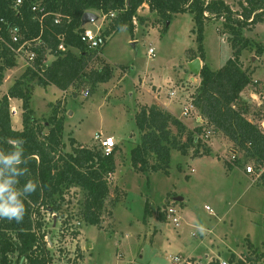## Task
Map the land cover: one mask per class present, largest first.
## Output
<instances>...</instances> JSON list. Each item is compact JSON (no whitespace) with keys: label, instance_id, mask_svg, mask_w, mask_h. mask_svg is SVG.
Wrapping results in <instances>:
<instances>
[{"label":"rangeland","instance_id":"obj_1","mask_svg":"<svg viewBox=\"0 0 264 264\" xmlns=\"http://www.w3.org/2000/svg\"><path fill=\"white\" fill-rule=\"evenodd\" d=\"M224 1L237 8L235 0ZM95 12L99 14L98 19L85 25L94 31L110 21V17H105L103 22L102 14ZM135 20L137 29L133 34L123 27L109 36L99 48L101 58L99 54L93 56L89 67H98L104 61L114 68L124 65L127 71L123 84L145 79L151 93L156 85L154 92L159 91L171 100H188V86L182 88L177 83L184 81L189 87L194 85L186 62L187 54L196 55L192 15L188 12L174 14L164 31L162 22H158V26L152 25L157 23L155 20ZM244 35L250 40V48L242 54L244 66L256 68L253 73L256 84L264 91V23L244 30ZM258 43L263 45L260 53L256 49ZM150 47L154 56L148 54ZM203 47L207 64L213 70L228 58L230 47L227 34L221 32V20L205 22ZM53 58L51 53L45 55L46 62ZM26 68L24 60L17 58V64L5 70L0 96ZM112 77L89 97L80 93L89 85L79 84L70 91L79 92L77 96H69L66 102L63 150L71 152V137L93 147L96 146L94 134L110 135L118 142L113 151L118 167L115 175H107L110 192L99 225L83 221L80 212L84 193L78 187L66 188L61 197H55L59 203L57 210L40 208L41 217L47 218L41 232L46 235L44 240L52 257L51 264H173L169 254L195 255L202 261L214 255L223 259L233 255V260L244 258L249 264H264V187L258 180L260 171L254 169L252 174L245 171L248 164L254 168L253 160L222 133L207 127L208 136L200 140L210 148L209 155L192 157V148L187 155L171 149L168 174L136 171L129 162L130 147L140 138L134 112L138 103L155 102L125 91L106 97L103 90L115 82ZM252 90L257 92L253 86ZM52 92L50 85H36L33 89L30 105L41 121L51 112L46 102L52 99ZM122 94L126 97L120 98ZM182 105L183 102L176 103L181 118L195 126L193 116L182 114ZM263 107V102H249L246 117L259 123L264 118ZM10 113L14 125L18 120L14 101L10 102ZM232 154L234 160L229 161ZM177 196L183 200L172 203L180 215L176 226L165 212L164 220L158 219V213L163 212L166 200ZM145 203L150 215L143 222ZM52 212L55 215L52 216ZM197 225L205 226V234L197 231Z\"/></svg>","mask_w":264,"mask_h":264},{"label":"trees","instance_id":"obj_2","mask_svg":"<svg viewBox=\"0 0 264 264\" xmlns=\"http://www.w3.org/2000/svg\"><path fill=\"white\" fill-rule=\"evenodd\" d=\"M35 2L48 12L43 18V25L37 19L42 12L36 16L31 10ZM235 2L236 9L224 0H22L18 6L15 0H0V37L7 39V28L14 24L19 26L23 39L40 36L54 55L47 63L44 61L45 49L38 48L34 60L36 70L27 67L0 96V149L9 150V140L23 141L29 174L19 178L18 187H22L28 179L37 182L36 191L22 197L26 209L23 221L0 220V264L51 262L45 234L41 232L44 222L40 208L57 210L59 203L55 197H61L66 188L74 186L83 191L80 213L85 223L99 225L101 222L105 200L110 192L107 175L115 170L113 153L103 155L96 146H80L72 137L71 152L64 151L62 136L66 109L61 100L49 104L51 112L42 121L30 106L34 84H52L66 90L86 83L94 89L97 83L112 77L114 69L106 62L98 67H89L94 51L88 49L79 36L81 16L85 11L114 12L102 30L106 38L123 27L132 34L133 18L143 20L137 14L143 4L156 13L155 22H162L163 31L174 14L188 12L194 21L197 43L196 55L192 57L198 56L201 60L204 59V24L210 19L221 20V32L227 34L230 56L214 70L203 63L198 75L199 83L191 94L202 123L190 129L166 108L156 103H138L133 118L140 138L129 151L130 165L141 173L162 171L168 174L171 149L187 155L192 148V157L209 155L211 150L200 137L207 127H211L253 160L255 171H260L259 183L264 187V132L260 122L246 117L248 103L240 96L244 88L253 86L263 97L264 104V91L258 89L257 80L252 76L256 68L244 66L242 60L243 51L250 48V40L244 35V30L264 23V0ZM55 13L68 16L69 22L63 19L60 23H53ZM58 34L64 35L66 50H55L59 42ZM261 45L258 43L256 48L258 53L263 51ZM0 60L1 86L5 70L16 65L12 52L1 41ZM120 68L123 70L126 67L121 65ZM10 98L21 101V129L12 127ZM263 113L264 107L261 115ZM149 213L145 203L143 222ZM158 219H165L163 212L158 213ZM228 259L233 261V255ZM237 263L245 264L241 260ZM208 264H217V259Z\"/></svg>","mask_w":264,"mask_h":264},{"label":"built area","instance_id":"obj_3","mask_svg":"<svg viewBox=\"0 0 264 264\" xmlns=\"http://www.w3.org/2000/svg\"><path fill=\"white\" fill-rule=\"evenodd\" d=\"M21 2L22 0H15V5L18 6ZM31 10L36 13V16L38 12H42V14L37 16V19L39 23L43 25V18L44 16L48 14V12H44V7L39 2L33 3L31 5ZM112 16H114V12L101 15L103 22H104L105 17L111 18ZM98 17H99V14H98ZM63 19H65L64 20L65 22H69L68 16H64L59 13L53 14V23H56V24L60 23L63 21ZM91 22H95V21H91ZM133 23H135V18H133ZM104 24H100L95 31L93 29L86 28L85 27L86 24L85 25L80 24V27H82V30L79 32L80 39L87 45L88 49L94 51L93 56H96L99 54V48L104 44L106 40V36L102 34V30L104 29ZM7 32H8V38L5 39L3 37H0V41L3 42V44L12 52V56L14 59L20 58L21 60H24L27 67H30L36 70V66L34 65V60L37 57L38 48L45 49V53H43L44 55H46L47 53H51V48L47 47L48 46L47 43L42 38H40V36L31 38V39H23L21 30L19 26L17 25H14V24L9 25L7 28ZM57 38L59 42L55 50H66L67 47L64 44V35L58 34ZM148 54L150 56H154L153 48L151 47L149 48ZM44 61L46 62V59ZM82 93H83V96L86 97L89 94V90L85 89L82 91ZM259 97L261 98L260 95ZM194 110L196 109L192 103V98L189 97L187 102L185 101V103L183 104L182 114L184 116L191 115L194 112ZM260 127H261V130L264 132V118L260 121ZM207 136H208V131H206L205 134H203L201 138H205ZM93 139H94V143L97 149H99L103 155L112 154L114 151V148L117 145L115 139L112 136H103L101 133L94 134ZM228 160L229 161L234 160V154H232V157ZM245 171L248 174H252L254 173V168L252 165L248 164L245 166ZM108 175H110V173ZM166 201L167 202L165 203L167 204L164 208H162V211L163 213L165 212L167 215V218L171 220V222L174 223V225L177 226L179 224L180 215L178 214L175 207L172 205V203L174 202V199L171 198ZM207 208L209 207L207 206ZM53 215H55V212L54 213L52 212V216ZM41 219L42 221L47 220V218L44 216L41 217ZM44 237H46V235ZM169 260L173 264H208V262L211 261L212 259L202 261L201 258L184 257L178 254H171V255L169 254ZM238 260L243 261L245 264H249L244 258H240V259L233 260V261H230L229 259L217 258V264H239L237 263ZM48 264H51V262Z\"/></svg>","mask_w":264,"mask_h":264},{"label":"crops","instance_id":"obj_4","mask_svg":"<svg viewBox=\"0 0 264 264\" xmlns=\"http://www.w3.org/2000/svg\"><path fill=\"white\" fill-rule=\"evenodd\" d=\"M137 14L139 15V16H141L142 18H143V22L145 21V22H148V20L147 19H149V20H155L156 18H157V15H156V13L155 12H152V11H149V9H148V5L147 4H143L142 5V7H140L138 10H137ZM140 21V20H139ZM152 21L150 22L151 24H152ZM136 20H135V23H133L134 24V29H133V31L134 30H136L137 29V26H136ZM108 25V24H107ZM152 25H158L159 26V23L157 22L156 24H152ZM120 30V29H119ZM118 30V31H119ZM118 31H116V32H118ZM116 32H114L113 34H111L110 36H112V35H114ZM132 34H133V32H132ZM109 37V36H108ZM107 37V38H108ZM106 38V39H107ZM205 53V52H204ZM100 55H101V53H99V57H100ZM195 54H194V52H192V53H189V54H187V58H186V62L188 63L189 61H191L192 59H194V58H196V57H198V56H195V57H192V56H194ZM230 56V55H229ZM228 56V57H229ZM101 58V57H100ZM198 58H200V57H198ZM103 60V59H102ZM242 60H243V58H242ZM104 61V60H103ZM200 61H201V64H203V63H206L207 64V61H206V54H204V59H203V61L200 59ZM16 64H17V59H16ZM48 62H50L49 60H48ZM47 62V63H48ZM105 62V61H104ZM107 63V62H106ZM109 64V63H108ZM110 65V64H109ZM208 65V64H207ZM113 67V66H112ZM188 67V66H187ZM209 67V66H208ZM113 77L112 78H115V82H113V84L111 85V86H109V87H107V88H104V90H103V94L106 96V97H109V95H110V93H112L113 95H118L119 93H124V91H125V93L127 94V93H132L133 95H135V96H140L141 98H144V100H146L147 102H155L156 104H158V105H160V106H162V107H164V108H166L167 110H169L174 116H176L178 119H180L188 128H190V129H192V128H194L196 125H199V124H201L202 123V118H201V116L199 115V113H198V111L197 110H194V112L192 113V115H190V116H193L194 118H195V121H196V124H195V126L194 125H189L188 123H186V121L185 120H183L181 117H182V115H181V112L178 110V107H176V103L178 102L179 104H181V102H183V104L185 103V101H187V100H181V99H179V100H171L169 97H165L164 95H161L160 93H159V91H156V92H154L155 90H156V88H155V86L156 85H153V92L151 93L150 92V90H149V88H146V80L145 79H138V80H133V81H128V82H126L125 84H123V81H124V76H125V74H126V71H127V69L125 68V69H121L120 68V66L118 67V68H114L113 67ZM121 73H120V72ZM191 74V76L189 77V79H190V81H193L194 82V85L193 86H191V87H189V85L186 83V82H184V81H180L179 83H177V84H180L181 86H182V88H184V86H188L186 89H187V93L189 94V97H191V94H192V92L194 91V89H195V87L198 85V83H199V76H195L192 72L190 73ZM253 76V79L254 80H256L255 78H254V74L252 75ZM172 80H170V79H168V82H171ZM104 82H106V81H104ZM104 82H99V83H97L96 84V86L94 87V89H97L98 87H100V84L101 83H104ZM13 83V82H12ZM36 85H38V84H34L33 85V89H34V87L36 86ZM48 85H50V86H52L53 87V92H52V99L51 100H49V101H47L46 102V107L49 109V104L50 103H54L55 101H57V100H61V103L64 105V107H66V102H67V99H68V97L69 96H77V94L79 93V92H70L73 88L72 87H70V88H68V89H66V90H61V89H59V88H57L56 86H54V85H52V84H48ZM47 86V85H46ZM46 86H43V87H46ZM137 87V89L136 88H134V87ZM10 87V86H9ZM86 89H88L89 90V94H88V96H86V97H89L90 95H91V93L93 92V90L94 89H90V87H88V88H86ZM122 89V90H121ZM85 90V89H84ZM7 91V90H6ZM6 91H4L3 93H5ZM82 91L83 90H81L80 91V93L83 95V93H82ZM32 93H33V90H32ZM240 96H241V99L242 100H244V101H246V102H250V103H253L254 101H258L259 103H261L263 100L259 97V94L257 93V92H255V91H253L252 90V87L251 86H248V87H246V88H244L242 91H241V93H240ZM31 97H32V94H31ZM125 98L126 96H125V94H122V96L120 97V98ZM148 98H150V99H152V100H149ZM10 100V102L12 101H14L15 102V104H16V106H17V108H18V113L16 114L17 116H18V120H16V122H15V124L13 125V121H12V127L14 128V129H21V127H22V124H21V101H20V99H18V98H10L9 99ZM30 102H31V98H30ZM31 106V105H30ZM183 106V105H182ZM183 108V107H182ZM66 109V108H65ZM194 114V115H193ZM188 116V115H187ZM37 117V116H36ZM110 136V135H109ZM116 141V140H115ZM93 143V142H92ZM117 143V145H118V142H116ZM135 143H137V142H133L132 143V146H134L135 145ZM76 144H78V145H80V146H86V147H89L88 146V144H85V145H83L82 143H79V142H77L76 141ZM89 144H91V143H89ZM116 145V146H117ZM131 146V147H132ZM130 147V148H131ZM129 162H130V160H129ZM117 167H118V161H117V158L115 159V170H114V172H112V173H110V176L111 175H115V173H116V171H117ZM112 177H114V176H112ZM183 200V199H182ZM181 200V201H182ZM81 231V230H80ZM82 236V234H80L79 235V238ZM89 246L91 245L90 243L88 244ZM231 252H233V253H235V254H237L236 252H234V251H231ZM188 257H193V258H199V257H197V256H195V255H191V256H188ZM217 258H220L218 255H214L213 257H209L207 260H210V259H217ZM226 259H228V258H226Z\"/></svg>","mask_w":264,"mask_h":264},{"label":"clouds","instance_id":"obj_5","mask_svg":"<svg viewBox=\"0 0 264 264\" xmlns=\"http://www.w3.org/2000/svg\"><path fill=\"white\" fill-rule=\"evenodd\" d=\"M10 149H0V220L20 223L25 216V205L22 197L36 191L37 182L28 179L22 187L20 177L29 174L28 158L25 157L24 145L21 140H9ZM197 231L203 235L204 225H197Z\"/></svg>","mask_w":264,"mask_h":264},{"label":"water","instance_id":"obj_6","mask_svg":"<svg viewBox=\"0 0 264 264\" xmlns=\"http://www.w3.org/2000/svg\"><path fill=\"white\" fill-rule=\"evenodd\" d=\"M98 18V14L94 11H85L82 16H81V21L80 24L81 25H85L91 21H94ZM188 69L195 75H199L200 69L202 67L200 58L196 57L194 59H192L191 61H189L187 63ZM174 200L176 201H181L182 197L177 196L174 198Z\"/></svg>","mask_w":264,"mask_h":264}]
</instances>
